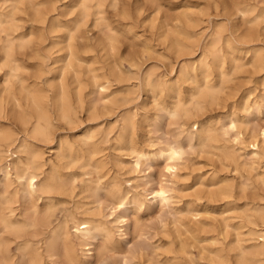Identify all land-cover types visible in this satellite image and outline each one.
Listing matches in <instances>:
<instances>
[{
	"label": "rangeland",
	"instance_id": "1",
	"mask_svg": "<svg viewBox=\"0 0 264 264\" xmlns=\"http://www.w3.org/2000/svg\"><path fill=\"white\" fill-rule=\"evenodd\" d=\"M223 1L228 3L230 0H168L164 10L156 13L148 5L144 6L142 0H123L117 9L108 7V20L103 21L104 23L95 24L89 21L86 25L80 24V31L74 33L73 68L66 69L69 73L65 72V76L69 79L64 76L66 84L69 83L70 89L69 87L68 89L75 109L73 123L62 120L56 108L50 105L48 110L50 122H53L50 125L52 138L50 141H44L37 136L34 143L42 154L44 173L41 177L51 169H55V174L66 181L67 187L74 188V190L70 189L71 194L69 190L63 195L60 193L52 195L57 208L56 218H61L66 208L75 211L77 215L84 208H89L97 214L93 216L96 219L95 225L101 223V226L93 231V238L90 239L92 248L89 251L93 253L89 264H123L124 257L129 264H218L217 260L213 262L215 257L212 256L215 255L211 251L219 250L218 248H223L224 252L232 256L229 264H235L234 252L229 248L236 245L238 237L245 238L247 243L244 241V244L248 247L255 243H263L259 234L264 231V220L253 217L256 212L251 207L264 209V150L258 157L253 155V141L248 133L250 130H255L258 140L262 141L259 128L264 126V68L247 65L246 69H242L234 76L227 69L226 71L230 73L229 78L222 82L219 67L216 62L213 63L212 55L208 54L206 58L208 65L201 66V60L205 58L202 47L209 40L213 23L223 20L222 14L225 12ZM68 3L69 0L57 2L58 12L67 14L71 10L65 7ZM2 5L3 2L0 0V7ZM125 11L130 15L124 14ZM184 13L191 18L194 17V22L198 19L197 24L192 23L196 27L188 25L189 19L186 21ZM209 16L213 23L208 21ZM16 17L18 30L15 35H24L28 43L25 47L16 49V64L19 65L17 73L21 76L19 80L14 81V92L11 93L4 84L9 67L1 41L4 34H0V96L4 93L1 97L2 103L6 98L2 104L5 113L0 114H4L0 116V125L9 126L15 131L14 138L17 143L11 146L4 145L5 154L3 157L0 156V169L15 162L20 156L16 147L24 137L25 131L24 125L17 116L24 112L27 114L24 116L32 125L38 117L37 112H40L36 111L27 98V90L22 88L19 90L21 79L29 86L28 89H44L55 95L58 90L55 85L60 84L59 77L65 67L63 59L68 51L66 48L68 31L59 25L52 28L51 19L46 22L38 21L33 10L26 6H22ZM67 18H62L61 25H65ZM71 27L75 25L71 24ZM111 27L117 32L113 31L117 35L113 46L105 42L106 34ZM168 27L176 28L175 32L168 31ZM179 30L190 36L200 34L202 31L205 34L197 36L199 40L197 37L191 39L184 34L178 35ZM168 32L170 34L167 35ZM178 36L180 41L183 40L184 43L191 45L196 42V45L188 51L179 52L174 44ZM183 64L190 67L191 73L194 70L200 82H203L204 76L209 74L212 82L222 87L214 98L201 103L195 110L194 116L174 118L169 116L165 108L174 107V95L181 92V96L189 99L190 102L191 93H196L198 90L195 83L186 81L180 73ZM60 68L63 70L61 71ZM94 75H98L96 83ZM53 77L55 78L52 79ZM57 77L59 80L56 82ZM78 78L80 81L77 80ZM100 83L108 86V89L102 93L101 87L98 86ZM160 83H165L167 86L163 87ZM197 99L202 100L200 97ZM247 102L251 105L248 110L244 106ZM131 114H134V126L132 128L128 126L120 133L119 125L124 124ZM233 115L242 122L239 125L242 134L244 133L241 134V140L244 141L242 144L233 140V132L228 135L224 133ZM193 124L199 128L196 129ZM199 124L218 132L216 135L212 130L215 139L219 140L200 138ZM245 130H248L246 134ZM188 132L194 135L196 144L193 148L188 145L186 138ZM91 135L94 136L93 144L87 142ZM94 139L99 141V144L95 145ZM175 140L185 145V154L179 161L176 172L170 173L167 168L168 161L161 157L158 151L162 143ZM131 144L157 152L151 164L143 166L140 174L133 169L135 154L129 148ZM85 160H88L86 164ZM89 172L93 174L89 175ZM74 178L77 179L78 184L74 182L76 181ZM140 179L145 183L149 181L152 188L163 183L170 190L171 202L164 206L158 202L152 204L154 203L152 194L149 191L144 192L147 187ZM93 193H96V196ZM120 194L130 203L122 213L117 212V214H126L128 218L125 228L121 227L125 229L124 231H121L120 226L113 221L116 215L110 216L109 210L111 208L109 206H112L115 198ZM45 200L46 195L40 200V206L44 205ZM99 201L103 202L101 211L96 209ZM26 203L23 196L16 197L13 204L14 219L22 214ZM248 214L251 216L249 217ZM78 216L83 217L81 214ZM70 229V233L75 230V228ZM99 231L101 235L105 232L103 234L105 236L101 237ZM31 235L32 230L20 239L3 234L8 239L12 253L17 256H20L19 245H23L27 240L36 239ZM250 237L253 238L249 240ZM74 241L73 259L75 262L86 263L85 255L88 253L82 251L84 247L79 244V240L74 239ZM106 242L113 251L104 255L101 248ZM60 251L57 249L58 253L55 254L54 251L52 256H48L44 251L37 256L38 264L65 262L67 264L61 254L62 251L59 255Z\"/></svg>",
	"mask_w": 264,
	"mask_h": 264
},
{
	"label": "bare ground",
	"instance_id": "2",
	"mask_svg": "<svg viewBox=\"0 0 264 264\" xmlns=\"http://www.w3.org/2000/svg\"><path fill=\"white\" fill-rule=\"evenodd\" d=\"M60 1H62V0H1V2H3V5L0 7V34H4V37L3 36L1 37V41H3L2 46L4 48V56H5V60L7 62V65L9 67V70L6 74L5 81H4L5 88L7 90H9L11 93H13L14 92V85H15L14 81L16 79L19 80V78L21 76V75L19 76V74L17 73L19 65L16 64V60H17V57L15 55L16 54L15 52H17L16 49H17V47H20V48L25 47L28 43V42H26L27 40L25 39L24 35H22V34L15 35V32L18 30V26L16 23V21H17L16 15H17V12L19 10H21L22 6H26V7L31 8L35 14V18L38 21L46 22V21H49V19H51L50 20L51 21V27L55 26V25H59V27L61 26L62 28H64V30L66 29L68 31V36L66 39V41H68V43H66L67 44L66 48L68 51L65 55L66 57L63 59L64 60L63 62L65 63V67L63 68L64 70L60 68L61 71L63 70V73H61L60 74L61 76L59 77L60 84L58 83L55 85L56 87H58V90H56L57 92L55 95H51L49 93V91H46L44 89H38V88H29L28 89L29 86L24 84L25 82L23 79H21L20 89L18 87H16V89L18 88L19 90H21V88H22V90H27V92H26L27 98L30 99V103L35 107L36 111H40V112H37L38 117H37V119H35V122L32 125L29 124V121L26 119V116H24V115H27V114H24V112L20 113L19 116H17V119L19 118L21 123L24 125V131H25V134L23 133L24 137L20 141V144H18L16 147L17 152L20 154V156H18V158L15 162L10 163L6 166H3L0 169V227H1V229H0V264H38V259H37L38 255L42 254L45 251L44 253H46L48 256H52L54 251H55V254L58 253V252H56L57 249H60L62 251V253H61V251L59 252V255L61 253L65 258L64 260H66L69 264H89L90 259L92 257V253H93V252L89 251V250H91L90 248H92V247H90L91 246L90 239L93 238V234H94L93 231L101 226V223L95 225L96 219L93 216H96L97 214L90 211L89 208H84L83 210H81L82 212H80L78 214V215L81 214L83 216L82 218H80L76 213H74L75 211H72V210L67 209V208L65 209V214H63V216L61 218H56L57 208H56V204L53 202L54 198L52 195L57 194V193H60L63 195L64 193L69 192V190L72 189L73 187L72 188L67 187V183H65L66 181H64L59 176H57L58 174L57 175L55 174V169H51L50 172L44 174L45 176L41 177V174L44 173V171L42 170V168L44 167V164L41 161L42 160L41 159L42 154L36 148V145L34 143L36 141H34V140L37 139V136H40L41 138H39V139L44 140V141H50V139L52 138L51 132H50V125H51L52 121L50 122V118H49L50 117V115H49L50 109L48 108L50 105H52V107L56 108V110L62 116V118L60 116V118L62 120L65 119V120L73 123L72 117L74 114L73 110H75V109L73 108L74 105L72 104V95H71L70 90H69L70 89V86L68 85L69 83L66 84V81H65V78H67L65 76V72H68V70L70 68H73V60L72 59L74 57V50H75L74 45H73L74 44L73 40H74V36H75L74 33L77 30L80 31V29H79L80 24L84 23L86 25V23H88L89 21L95 22V24H98L99 22L104 23L103 21L108 20V15H107L108 7L117 9V7L120 5L121 1H123V0H69V3L65 7L68 9L70 8L71 10L65 15L58 12V7H57L56 3L57 2L59 3ZM133 1H135V0H133ZM131 2L132 1H130V3ZM142 2L144 3V6L148 5L150 8L155 10V12L157 13V12H162L164 10V5L168 2V0H142ZM126 4H128V3H126ZM142 5L143 4H141V6ZM223 5H224V11H225L222 14L223 20L213 23L210 16L208 18V21L212 22L214 27H213L212 32L210 34L209 40L205 43L204 47H202V49H203L202 53H203L205 58H203L201 60V66L203 64L205 66H207L208 60L206 58H207L208 54L212 55L213 63L216 62L218 67H219L220 78L222 79V80H220V78H219V80L222 82H224L225 79L229 78L230 73H232V75L234 76V74L241 71L242 69H244V68L246 69L245 66H247V65H251L254 68H261V69L264 68V0H230L228 3H225V1H223ZM128 6H129V4H128ZM114 9H112V10H114ZM127 9H128V7H127ZM137 9H138V11L140 10L139 7ZM124 14H126L127 16L130 15V13L127 11H125ZM124 14H122V15H124ZM185 14L186 13H184V17H185L186 21H187V19H189L188 25H190L191 27H196V25H193V24H195V23L197 24L199 22L198 19L195 20V22H194V19H193L194 17L191 18L190 16L185 15ZM63 17H66V18L71 17L70 19L67 18L65 20V23H64L65 25H61ZM126 18H128V17H126ZM68 23H70V24H68ZM66 24H68V25H66ZM71 24H74L75 27H71ZM167 24H169V23L167 22ZM186 25H187V23H186ZM112 28L113 27H111V29L107 32L106 41H105V42H108L107 45H110V46H113V42L117 39V35H116L117 32L115 30H112ZM167 29H168V31L173 33V32H175L176 28L173 27V29H174L173 30L172 28L169 29V27H168ZM113 31H115L116 33H114ZM170 32H168L167 35L170 34ZM177 33H178V35L184 34V35H186L187 38L191 37V39H192V37H197L200 34L201 35L205 34V32L202 31V33H200V34L196 33V35L190 36L189 34H185L186 32H184L183 30L182 31L179 30ZM179 37L180 36H178V38H175V43H174V44H176L177 49H178L177 51H179V52L183 51V50L188 51V50L192 49L194 45H196V42H194L195 44L193 43V45H191V43H184L183 40L182 41L179 40ZM199 37H197L198 40L200 39ZM104 47H106V46H104ZM51 68L52 67H50V69ZM67 68H68V70L66 71ZM189 68L190 67L188 65L183 64L180 68V73L182 74V76L185 78L186 81H191L192 83H195L196 88L198 90L196 91V93L195 92L191 93L190 102L188 101L189 99L187 100L181 96L182 95L181 92H177L174 95V98H175L174 107L170 108V109L165 107L166 111L170 117H174V118L187 117V118H189V117L194 116L195 110L198 109V107L201 105V103L203 101H209L210 99L214 98L218 94V92L221 90L222 85L220 86L219 84L213 83L212 79L209 78V74H206L204 76L203 82H200L197 79V75L194 73V70H192L193 72L191 73V70ZM227 69L229 70L230 73L226 71ZM47 70H49L48 67H47ZM52 72H54V71H52ZM52 72L50 73V75L52 74ZM70 72H72V71L70 70ZM74 74L77 75V73H74ZM149 75L150 74H148L147 77H149ZM236 75H238V74H236ZM58 76H59V74H58ZM64 76H65V78H64ZM36 77H37V73H36ZM97 77H98V75H94V82L95 83L98 81V80H96ZM54 78L55 77H53L52 79H54ZM59 79L57 77V80L55 79L56 82ZM67 79H69V78H67ZM77 80L80 81L79 78ZM54 82L55 81H53V83ZM67 82H68V80H67ZM222 82H221V84H222ZM161 84L163 85V87L167 86L165 83H160V85ZM47 85L49 86V83ZM47 85H46V87H47ZM50 85H53V84H50ZM98 86L101 87V93H102V91L108 89V86L105 83H100V84H98ZM68 87H69V89H68ZM194 90H195V88H194ZM197 94H198V96H197ZM3 95H4V93H3ZM11 95L12 94H10V96ZM2 96H0V114H1V112L5 113V111L3 112L4 108H3L2 104L5 102L6 98L4 99V102L2 103V99H1ZM199 97L202 99L201 101H198L197 98H199ZM17 98H20V97H17ZM81 100H82V98H81ZM246 100H248V99H246ZM249 102L245 103V105H244L246 110H248L251 106ZM244 106H243V108H244ZM52 107H51V109H53ZM15 108H16V105H15ZM25 109H27V108H25ZM31 109H29V110H31ZM13 110H14V108H13ZM14 112L16 113L17 110H15ZM20 112H21V109H20ZM2 115H4V114H2ZM2 115H0V116L2 117ZM234 115L232 117H230V120L228 122L229 126H227V128L224 127L225 128L224 133L228 135L230 132H233L234 133V139L233 140L238 142V144H242L244 141L241 140L242 131L239 128L240 127L239 125L242 122L237 118V116L234 117ZM42 120L44 121L43 123L41 122ZM225 125H227V124H225ZM246 125H247V122H246ZM119 126L121 129L120 133H122L123 130L125 128H127L128 126L132 128L134 126V114H131L130 116H128L125 120V123L121 124ZM193 126H196V125L193 124ZM206 127H204L202 125L200 130H198V132L200 134V138L202 137L203 139H211V140L214 139V141H216L218 138L215 139L214 133H216V132L214 131V129H206ZM198 128H199V126H196V129H198ZM243 129H244V127H243ZM245 129H247V127ZM212 130L214 131V133ZM246 131L248 132V130H245V134H246ZM14 132L15 131L11 127L5 126V125H0V154H1L0 156L1 157H3L5 154V152H3V148L5 147L4 145L11 146L13 144H17V143H15L16 140L14 138V134H15ZM102 133H103V131H102ZM217 133H216V135H217ZM248 134H250L249 137L253 141V142L251 141L253 149H254V151H252V153L255 157H258L260 155V152L264 150V126L259 128V135L262 136V141H259L261 139L258 140L255 130H250V133H248ZM107 136H108V134H107ZM93 138H94V136H92V135L89 136L87 142L93 144V142H92ZM186 138L188 140V145L191 148H193L194 145L196 144V143H194L193 133L188 132ZM94 141H95L94 144L96 143L95 145L99 144V141L97 142V140H95V139H94ZM196 141H197V138H196ZM162 144L163 145L160 147L158 153L161 157L165 158L168 161L167 168L170 171V173H173V172L175 173L179 161H181L184 158L185 145L179 141H176V140L172 141V142H165ZM233 144H235V143H233ZM235 146H237V145L235 144ZM86 147H88V146H86ZM71 148L72 147L70 145V149ZM129 148L135 154V155H133V157H134L133 169L138 174L142 173L143 166H145L146 164H151L152 160L157 155V152H154V151L151 152L150 150H147L146 148L137 147L135 144H131ZM88 149H90V148H88ZM226 149H227V147H226ZM227 153H229V152H227ZM227 153H225V154L228 156ZM231 154H233V153H231ZM223 155H224V152H223ZM227 156H226V158H227ZM4 160H6V158ZM8 160H10V159H8ZM86 161H88V160H85V162H84L85 164L87 163ZM100 163L102 165V160ZM244 164H246V163H244ZM81 165H83V163ZM51 168H53V167H51ZM91 174H93V173L89 172V175H91ZM94 177H92V178H94ZM74 180H76L74 182L77 183V179L74 178ZM83 180H86V179H83ZM71 181H73V179ZM80 181H81V179H80ZM93 182H94V180H93ZM143 182H144V180H143ZM69 183H72V182H69ZM137 183H139V182H137ZM144 183H142V184H144ZM82 184H83V181H82ZM145 185L147 188L144 189V192L149 191L150 194H152V198L154 201V203H152V204H155V202H158L162 206H164V205H166V203H168L170 201V199H171V195L169 192L170 190L163 183H160L155 188L150 187L151 184L149 181H146ZM68 186H69V184H68ZM136 188H138V186ZM136 188H134V189H136ZM73 190H74V188H73ZM81 190H82V188H81ZM137 192H138V190H137ZM71 193L72 192L70 190V194ZM60 194H59V196H60ZM93 194H95V196H96V193H93ZM136 194H138V193H136ZM140 194H142V193H140ZM45 195H46V200L44 202V205L40 206V204H39L40 200L43 199V197ZM57 195H55V196H57ZM67 195H68V193H67ZM20 196H23V198L26 199L27 203L25 205V208L23 209L24 211L22 210L23 211L22 214H20V216H18V217H16V219H14L15 208H13V204L15 202L16 197H20ZM23 202H24V200H23ZM97 203L98 204L96 206V209L101 211L103 208V202L99 201ZM128 204H130L129 201L125 198V196L120 194L119 196H117L115 198V201L112 203V206H109V207H111V208H109V210L111 211L110 216L116 215L113 218V221H115L120 226L121 231L125 230L121 227L125 228V226L127 225L128 218L126 217V214L125 215L120 214V213L117 214V212L122 213L123 209L126 208V206ZM141 204H142V202H141ZM148 204L149 203H147V205ZM258 207H260V206L258 205ZM20 208H21V206H20ZM251 208H252V210H254L256 212L253 215V217H255L258 220L259 219L264 220V209H260L257 207H254V209H253V207H251ZM127 209H125V212ZM250 216L251 215H249V217ZM56 219H57V224H55ZM223 219H224V217H223ZM71 224H72V226L70 227ZM106 226H107V224H106ZM106 226H103V227H106ZM70 228H75V230L73 232L71 231V233L73 235H71V233H70V230H71ZM30 230H32L31 236H33L34 238L36 237V239L34 241L27 240L23 243V245H19L18 250L20 252V256L13 254L12 249L10 247V244H8V239H6L3 236V234L6 233L9 236H14L15 239H20V238H23L24 235H26L27 233H30ZM96 232H97V230H96ZM96 232H95V234H96ZM100 233L101 232L99 231V234ZM123 234H127V232H123ZM239 234H241V233H239ZM253 234L254 233H252L251 236H253ZM102 235H101V237H102ZM190 235H191V233H190ZM103 236H105V235H103ZM259 236L262 237V239L261 238L260 239H261V241H263V243H260V242H259V244L255 243V245H250L249 247H248V245L246 246L244 244L245 238L240 239V237H238V239L235 243L236 245L231 249L229 248L230 251L234 252L235 264H264V258H263L264 257V231L261 232L259 234ZM252 238L251 237H250V239L247 238V241H248V239L251 240ZM74 239H77V241L79 240V244L82 247H84V248H82V251H86L88 253V255H85V257L87 256L86 263L75 262V260L73 259V257H75V256L72 257V251L74 250L73 247L75 246ZM101 240H103V239H101ZM113 240H114V238H113ZM198 244H199V242H198ZM213 244H216V243H213ZM200 248H202V247H200ZM101 249H102V253L104 255L113 251V248L109 244H107V242L102 244ZM218 249L219 250H211L212 253L214 252L213 255H215V256H212V257H215L214 258L215 260L213 259V262L217 260L218 264H229V260H231L230 257L232 258V256H230L229 253L224 252L223 248H221V249L218 248ZM211 251H209V252H211ZM76 255L78 256V253ZM261 255H263V256H261ZM212 257H211V259H212ZM124 259L125 260H124L123 264H129L127 258L124 257ZM64 264H66V262Z\"/></svg>",
	"mask_w": 264,
	"mask_h": 264
}]
</instances>
